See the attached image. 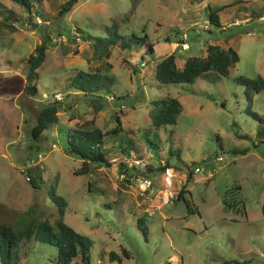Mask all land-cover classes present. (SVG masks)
<instances>
[{"label":"rangeland","instance_id":"obj_1","mask_svg":"<svg viewBox=\"0 0 264 264\" xmlns=\"http://www.w3.org/2000/svg\"><path fill=\"white\" fill-rule=\"evenodd\" d=\"M63 1L44 0L38 16L16 23L13 32L0 28V224L15 227L30 209L52 222L55 192L66 202L63 221L93 242L90 264H264V123L248 114H264V89L247 101L237 81L264 78V0H77L59 16ZM2 6L25 15L11 0H0ZM209 9L218 10L220 26L208 21ZM112 22L123 35L144 29L154 55L142 62L135 49L114 47L109 57H96L89 42ZM43 40L49 47L37 69L38 90L26 94L25 59ZM209 43L237 51L227 76L210 70L192 83L157 86L162 57L175 53L180 68L188 56H204ZM79 71L111 75L112 94L98 98L70 86ZM166 94L182 110L175 124L155 128L150 100ZM54 100L59 120L35 141L37 115ZM116 116L122 131L104 138L110 165H91L82 174V160L66 149L68 132L93 125L110 132ZM258 130L263 136L256 138ZM124 135L135 140L137 153L122 151ZM152 147L171 167L149 171ZM183 184L185 201L176 198ZM110 251L120 261L109 259ZM16 253L17 264L56 260L54 246L33 238Z\"/></svg>","mask_w":264,"mask_h":264},{"label":"trees","instance_id":"obj_2","mask_svg":"<svg viewBox=\"0 0 264 264\" xmlns=\"http://www.w3.org/2000/svg\"><path fill=\"white\" fill-rule=\"evenodd\" d=\"M17 3L24 16L8 6L0 8V28H5L8 32L16 30V23L23 24L26 21H33L38 16L39 9L43 8L44 0H11ZM77 0H64L58 9V15L62 16L67 13ZM218 10L212 11L209 9L208 21L210 24L220 26ZM252 12L250 13L251 16ZM260 17V15H259ZM144 28V27H142ZM78 32L79 29L76 28ZM142 35L131 32L128 35H123L115 28V23L110 26H105V33L92 37L89 42L93 49V54L99 58H107L110 55L111 48L120 47L127 49H135L138 52V58L142 62H146L144 56L154 55V43L151 41L148 33L142 29ZM167 41V40H166ZM48 43L43 40L36 44L34 51L31 52L25 59L27 72L25 75L24 92L30 95H36L37 85L35 81L38 79L37 69L41 66L45 59ZM239 56L237 51L229 46L222 47L218 44L209 43L205 46L204 56H188L179 68L176 64L175 53L171 52L162 57L155 66V79L157 86L168 85L170 83H192L197 77L205 76L210 70H214L221 76H227L230 68L238 61ZM238 83L244 86V96L247 101H251L254 94L264 89V78L257 76L256 78H247L239 76ZM114 79L108 73L100 71L94 73H86L79 71L75 76L71 77L70 86L80 90L88 95H95L98 98H104L102 93L112 94ZM5 93V90L0 87V94ZM117 99L120 97L117 96ZM59 101H51L41 107L34 126L31 130L33 140L38 141L43 138V132L48 130L52 125L59 120L58 112ZM182 110V104L178 98L171 95H163L154 97L150 100V109L148 116L151 124L155 128L165 127L166 125L175 124L178 114ZM248 114L257 120L259 123H264V114H258L249 111ZM116 125L110 132H103L96 125L92 127H80L70 129L66 136V149L69 153L79 157L82 160L81 173L89 172L91 165H110L108 157V149L104 146V138L107 134H117L122 131L121 121L119 117H115ZM239 137H244L245 134H238ZM262 137L261 130L256 132V138ZM125 146L122 149L128 152L132 149L137 153L138 145L131 137L123 136ZM149 141V140H148ZM264 142V138H262ZM151 146L154 144L149 141ZM156 148V147H154ZM152 150L155 151V149ZM171 152V150H170ZM176 153V151H175ZM171 154H173L171 152ZM140 157V155L138 154ZM159 153L155 151L153 161L155 164L148 165L149 171L161 172L166 168L171 167L168 162H160ZM179 161L181 158L178 156ZM122 172L129 175L131 169L127 165H123ZM188 168V167H187ZM26 173L29 175V182L33 187H37V179L33 175L31 169L27 168ZM192 175L189 172L188 178ZM185 185L180 188L176 198L185 201ZM51 199L57 205V216L52 222L46 218H41L40 215H35L30 209L23 213L24 219L13 227L10 224H0V263L1 264H17L16 249L19 243L23 240L33 238L40 242L49 243L56 248L55 264H90V247L92 240L87 236L78 233L71 226L63 221L66 202L55 192L51 193ZM226 199V198H225ZM224 199V204L232 208L233 205L227 203ZM187 203V200H186ZM261 214L264 217V202L261 204ZM122 254L128 257L125 249ZM79 257V263L76 261ZM109 259L119 260L118 255L114 251L109 252ZM113 258V259H112ZM234 260H222L215 264H231Z\"/></svg>","mask_w":264,"mask_h":264},{"label":"built area","instance_id":"obj_3","mask_svg":"<svg viewBox=\"0 0 264 264\" xmlns=\"http://www.w3.org/2000/svg\"><path fill=\"white\" fill-rule=\"evenodd\" d=\"M37 21L40 22L39 19H37ZM73 34H74V37H75L76 39H80V36L78 35V33H77V31H76V27H74ZM182 45L187 47V44H186V43H183ZM56 97L58 98V100H61V98H62V97L59 96V95H56ZM195 170L198 171L199 169L196 167Z\"/></svg>","mask_w":264,"mask_h":264},{"label":"crops","instance_id":"obj_4","mask_svg":"<svg viewBox=\"0 0 264 264\" xmlns=\"http://www.w3.org/2000/svg\"><path fill=\"white\" fill-rule=\"evenodd\" d=\"M9 7V6H8ZM11 8V7H10ZM13 9V8H12ZM15 10V9H14ZM16 11V10H15ZM205 55V54H204Z\"/></svg>","mask_w":264,"mask_h":264}]
</instances>
